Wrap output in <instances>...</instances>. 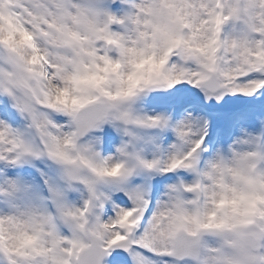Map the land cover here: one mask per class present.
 Segmentation results:
<instances>
[{
	"label": "snow or ice",
	"instance_id": "1",
	"mask_svg": "<svg viewBox=\"0 0 264 264\" xmlns=\"http://www.w3.org/2000/svg\"><path fill=\"white\" fill-rule=\"evenodd\" d=\"M0 264H264V0H0Z\"/></svg>",
	"mask_w": 264,
	"mask_h": 264
}]
</instances>
